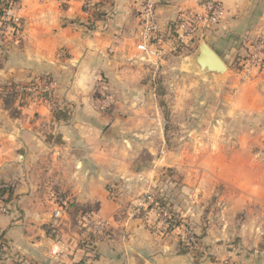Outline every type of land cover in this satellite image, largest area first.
Instances as JSON below:
<instances>
[{
	"label": "crops",
	"instance_id": "obj_1",
	"mask_svg": "<svg viewBox=\"0 0 264 264\" xmlns=\"http://www.w3.org/2000/svg\"><path fill=\"white\" fill-rule=\"evenodd\" d=\"M1 1L0 9L13 0ZM211 2L223 4L224 21L204 29L192 46L181 44L175 31L181 11L204 12ZM13 3L19 33L0 36V187L14 190L0 217V264H264V241L258 244L264 207L259 214L251 207L253 200L264 206V154H240L264 143V68L245 76L241 67L252 41L264 36V0H157L161 57L136 48L140 0ZM202 41L228 66L212 79L223 91L222 119L239 121V147L230 157L212 154L215 166L176 186L161 182L160 157L149 154V164H138L160 132L146 80L157 75L153 66L195 57ZM46 77L56 83L49 99L28 101L21 89ZM240 155L244 167H236ZM214 174L232 188L227 200L213 196ZM158 189L180 218L162 235L152 228L155 211L132 212ZM243 211L246 220L238 221ZM85 216L105 229L93 235ZM255 216L253 230L247 218ZM181 225L197 239L185 251Z\"/></svg>",
	"mask_w": 264,
	"mask_h": 264
},
{
	"label": "rangeland",
	"instance_id": "obj_2",
	"mask_svg": "<svg viewBox=\"0 0 264 264\" xmlns=\"http://www.w3.org/2000/svg\"><path fill=\"white\" fill-rule=\"evenodd\" d=\"M153 67L158 73L154 78L149 77L146 81L154 89L155 95L152 94V97L158 106L155 111L160 110L158 127L160 132L157 133L158 137H155L154 142L146 143L144 151L138 158V164H149L152 157L149 154L160 157L162 165L158 172H160L161 182L169 183L172 180L178 186L183 180L192 178V174H196L198 170L200 175L202 169L205 170L204 166H215L216 160L212 154L232 156L233 151L239 147L236 141V130L239 131L240 124L238 120L233 122L227 116L222 119L226 111L222 113L223 110H220L223 92L221 85L210 76L204 75L193 63V57L177 56L170 62L166 61L158 67ZM149 132L153 133L151 128ZM152 151L155 152L152 153ZM240 154L262 156L264 143H251L248 150L241 151ZM244 158L245 155H240V159L235 160L241 163L235 164L236 167L246 165ZM205 160L208 162L204 163ZM166 163L168 165H163ZM262 164V160L254 163L256 168ZM233 166L234 164L225 161L226 170H232ZM216 177L215 174L209 176L213 196L215 198L226 196L227 200L232 193V188ZM164 192L166 193V189ZM155 194L159 196L161 192ZM218 207L221 206L218 205ZM251 207L255 214H259L262 213L264 206L260 201L253 200ZM243 212L238 214V221L246 220L245 212ZM247 219L248 225L252 228L259 223L257 216ZM248 234L246 235L247 243ZM258 234L261 235L260 232ZM263 241V239L259 240L258 244Z\"/></svg>",
	"mask_w": 264,
	"mask_h": 264
},
{
	"label": "built area",
	"instance_id": "obj_3",
	"mask_svg": "<svg viewBox=\"0 0 264 264\" xmlns=\"http://www.w3.org/2000/svg\"><path fill=\"white\" fill-rule=\"evenodd\" d=\"M139 8V40L136 48L147 56L161 57L163 54L162 44L165 39L161 32L156 16L157 0H140ZM208 9L204 12H192L188 9L182 10L178 22L175 25L176 39L183 45L189 47L200 37L204 29L220 24L226 17V10L222 3H207ZM2 16L0 19V36H17L20 30V18L14 13L13 1H7L2 5ZM251 50L246 59L241 63L244 75L249 76L253 70L264 68V36L252 41ZM63 54V53H62ZM56 83L50 78L36 79L32 83L24 86L21 91L28 101L44 102L47 101L54 91ZM151 209L156 212L157 221L152 223V228L158 234H165L171 228L178 226L174 224L178 215H174L172 210L165 204L157 202L155 193L148 192L140 202L132 208L133 213ZM6 204L0 199V217L6 212ZM60 211L56 210L54 216L59 217ZM83 225L89 228L94 234H99L105 229V223L93 217H83ZM182 226V225H181ZM183 227V241L187 248L196 245L197 239L194 231Z\"/></svg>",
	"mask_w": 264,
	"mask_h": 264
},
{
	"label": "water",
	"instance_id": "obj_4",
	"mask_svg": "<svg viewBox=\"0 0 264 264\" xmlns=\"http://www.w3.org/2000/svg\"><path fill=\"white\" fill-rule=\"evenodd\" d=\"M193 63L204 75L211 78L228 71L225 61L206 41L200 42L199 52L193 57Z\"/></svg>",
	"mask_w": 264,
	"mask_h": 264
},
{
	"label": "trees",
	"instance_id": "obj_5",
	"mask_svg": "<svg viewBox=\"0 0 264 264\" xmlns=\"http://www.w3.org/2000/svg\"><path fill=\"white\" fill-rule=\"evenodd\" d=\"M5 1V0H3ZM1 1V3L3 2ZM13 1H18V0H13ZM7 2H4V4H6ZM3 12H2V8L0 9V17L2 16ZM196 41V40H195ZM13 187L11 185H2L0 187V199L4 202V204L7 205V203L9 202V200L11 199V197L13 196ZM157 202L159 204L165 205L166 203V197L164 194H161L158 196L157 198ZM87 212V209H83ZM171 210V209H170ZM89 211V210H88ZM179 223V220H175L174 224L177 225ZM183 243V244H182ZM181 243V247L183 249V251L187 250L186 245L184 244V242ZM16 264H21V263H16Z\"/></svg>",
	"mask_w": 264,
	"mask_h": 264
}]
</instances>
